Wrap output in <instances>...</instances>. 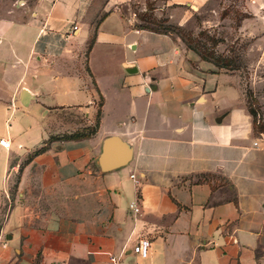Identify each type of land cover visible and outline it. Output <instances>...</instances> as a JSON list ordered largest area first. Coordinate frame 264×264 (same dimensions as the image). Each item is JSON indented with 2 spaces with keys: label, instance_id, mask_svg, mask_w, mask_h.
Listing matches in <instances>:
<instances>
[{
  "label": "crops",
  "instance_id": "crops-1",
  "mask_svg": "<svg viewBox=\"0 0 264 264\" xmlns=\"http://www.w3.org/2000/svg\"><path fill=\"white\" fill-rule=\"evenodd\" d=\"M144 1L0 0V264H264V133Z\"/></svg>",
  "mask_w": 264,
  "mask_h": 264
},
{
  "label": "rangeland",
  "instance_id": "rangeland-1",
  "mask_svg": "<svg viewBox=\"0 0 264 264\" xmlns=\"http://www.w3.org/2000/svg\"><path fill=\"white\" fill-rule=\"evenodd\" d=\"M162 1L134 4L136 24L169 32L185 48L217 64L220 71L235 75L247 109L256 112L262 123L264 0H200L195 3L197 9L189 8L183 16L186 6L166 7ZM184 19L187 21L181 24Z\"/></svg>",
  "mask_w": 264,
  "mask_h": 264
},
{
  "label": "water",
  "instance_id": "water-1",
  "mask_svg": "<svg viewBox=\"0 0 264 264\" xmlns=\"http://www.w3.org/2000/svg\"><path fill=\"white\" fill-rule=\"evenodd\" d=\"M114 153L121 157V162L115 165H109L107 162L110 155ZM130 154L124 146L115 138H109L105 141L103 146V154L99 159V165L104 172L111 171L125 166L129 161Z\"/></svg>",
  "mask_w": 264,
  "mask_h": 264
},
{
  "label": "built area",
  "instance_id": "built-area-1",
  "mask_svg": "<svg viewBox=\"0 0 264 264\" xmlns=\"http://www.w3.org/2000/svg\"><path fill=\"white\" fill-rule=\"evenodd\" d=\"M127 23L135 27L136 24V19L134 17H129L127 19ZM77 30V27H73V31ZM254 146H257V142L253 143ZM0 146L4 149H7L9 147V142L5 140H0ZM130 178L133 179V175H130ZM137 183V181H135ZM129 209H131L134 213H139V207L137 206L136 202H133L129 205ZM149 248H150V241L147 239H141L139 240L135 246L133 247V252L141 257H147L149 254Z\"/></svg>",
  "mask_w": 264,
  "mask_h": 264
},
{
  "label": "trees",
  "instance_id": "trees-1",
  "mask_svg": "<svg viewBox=\"0 0 264 264\" xmlns=\"http://www.w3.org/2000/svg\"><path fill=\"white\" fill-rule=\"evenodd\" d=\"M148 9V8H147ZM148 11V10H146ZM135 18L138 20V17L136 16L135 14ZM146 22H149L148 20H145ZM154 24V23H153ZM135 27H140V28H143V29H147L149 31H152V32H155V33H161V34H170L169 32H166V31H162V30H159V29H155V28H152V27H149V26H142V25H135ZM190 49V48H189ZM193 50V49H191ZM196 54H198L195 50H193ZM199 55V54H198ZM199 57L204 60V61H207V62H210L212 64H214L216 67L217 64H215L214 62L212 61H209V60H206L204 58H202L200 55ZM249 110V109H248ZM250 114L252 115L253 117V129L256 133H264V121H262V123L258 122V120L256 119V112H253L252 110H249ZM95 131H90L88 135H90L91 133L93 134ZM42 150V148L40 149H36L35 151H33L32 155H35L37 153H39L40 151Z\"/></svg>",
  "mask_w": 264,
  "mask_h": 264
}]
</instances>
